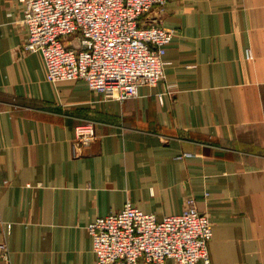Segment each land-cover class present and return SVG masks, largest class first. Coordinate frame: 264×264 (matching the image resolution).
<instances>
[{"label": "crops", "instance_id": "obj_1", "mask_svg": "<svg viewBox=\"0 0 264 264\" xmlns=\"http://www.w3.org/2000/svg\"><path fill=\"white\" fill-rule=\"evenodd\" d=\"M24 8L0 0V264H96L91 220L125 202L163 218L188 196L212 224L208 264H264V0L152 11L177 29L165 76L122 101L46 80L22 48ZM84 119L95 138L79 154Z\"/></svg>", "mask_w": 264, "mask_h": 264}, {"label": "built area", "instance_id": "obj_2", "mask_svg": "<svg viewBox=\"0 0 264 264\" xmlns=\"http://www.w3.org/2000/svg\"><path fill=\"white\" fill-rule=\"evenodd\" d=\"M22 1V48L41 56L46 80H83L104 99L122 101L137 97L140 86L154 87L164 79V55L177 29L161 26L151 12L160 16L168 0ZM252 57L248 48L246 58ZM94 138L92 120L76 125L73 143L79 154ZM10 229L7 224V233ZM87 230L96 264L209 263L212 224L193 196L180 213L163 218L125 202L119 211L91 220ZM9 253L3 240L0 257L6 263Z\"/></svg>", "mask_w": 264, "mask_h": 264}]
</instances>
